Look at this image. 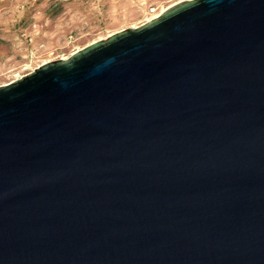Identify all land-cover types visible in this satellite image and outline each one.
<instances>
[{"label":"water","instance_id":"95a60500","mask_svg":"<svg viewBox=\"0 0 264 264\" xmlns=\"http://www.w3.org/2000/svg\"><path fill=\"white\" fill-rule=\"evenodd\" d=\"M0 264H264V0H184L0 86Z\"/></svg>","mask_w":264,"mask_h":264},{"label":"rangeland","instance_id":"374dc122","mask_svg":"<svg viewBox=\"0 0 264 264\" xmlns=\"http://www.w3.org/2000/svg\"><path fill=\"white\" fill-rule=\"evenodd\" d=\"M184 0H0V86Z\"/></svg>","mask_w":264,"mask_h":264},{"label":"bare ground","instance_id":"6f19581e","mask_svg":"<svg viewBox=\"0 0 264 264\" xmlns=\"http://www.w3.org/2000/svg\"><path fill=\"white\" fill-rule=\"evenodd\" d=\"M157 15H153L152 17H149L147 20H151L153 17H156ZM18 77H21L20 75H17Z\"/></svg>","mask_w":264,"mask_h":264}]
</instances>
